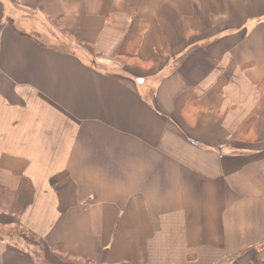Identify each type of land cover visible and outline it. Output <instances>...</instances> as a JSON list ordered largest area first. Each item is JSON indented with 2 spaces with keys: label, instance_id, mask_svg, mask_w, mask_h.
Here are the masks:
<instances>
[{
  "label": "crops",
  "instance_id": "0c3cea01",
  "mask_svg": "<svg viewBox=\"0 0 264 264\" xmlns=\"http://www.w3.org/2000/svg\"><path fill=\"white\" fill-rule=\"evenodd\" d=\"M0 264H264V0H0Z\"/></svg>",
  "mask_w": 264,
  "mask_h": 264
},
{
  "label": "rangeland",
  "instance_id": "374dc122",
  "mask_svg": "<svg viewBox=\"0 0 264 264\" xmlns=\"http://www.w3.org/2000/svg\"><path fill=\"white\" fill-rule=\"evenodd\" d=\"M29 24L31 25V24H34V25H39L40 27H41V25L44 27L45 26V28L46 29H49V28H51L50 26L48 27L47 25H43V21H41V20H39L38 18H36L33 14H31L30 16H29ZM27 29H29V30H31V28L30 27H28ZM50 30H52V28L50 29Z\"/></svg>",
  "mask_w": 264,
  "mask_h": 264
},
{
  "label": "trees",
  "instance_id": "16d2710c",
  "mask_svg": "<svg viewBox=\"0 0 264 264\" xmlns=\"http://www.w3.org/2000/svg\"><path fill=\"white\" fill-rule=\"evenodd\" d=\"M6 199V198H5Z\"/></svg>",
  "mask_w": 264,
  "mask_h": 264
}]
</instances>
